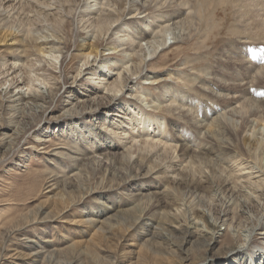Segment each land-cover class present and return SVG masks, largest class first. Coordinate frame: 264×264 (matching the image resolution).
<instances>
[{"label": "bare ground", "instance_id": "obj_1", "mask_svg": "<svg viewBox=\"0 0 264 264\" xmlns=\"http://www.w3.org/2000/svg\"><path fill=\"white\" fill-rule=\"evenodd\" d=\"M1 1L2 2H0V34H1L0 44L5 43L11 46H15L12 48L17 50L18 58L24 57L26 52L31 50L30 46L27 45L28 42L36 41L34 37H32L33 33H31L32 31H30L31 29L30 30L28 29V26L30 25V24L28 25V22L32 18H34L35 20L41 16H44L46 20V17L57 16L58 13L63 14L64 12L66 13L72 11L66 9H73L74 10L73 13H76L80 21L83 22L82 31L83 33H87L84 36V40H88V43L85 44V42L83 43L79 42L77 44V47H75L76 48L75 51L77 52L75 55H77L82 60V64L79 67V71L77 75L78 77L79 75H83V76H81V78L79 79L78 77H74L71 85L67 87L66 89L67 91H65V93L67 92L68 94L65 95L66 99L63 100V103H65L64 106L66 105L67 107L62 113V115H59L60 117L59 116L49 117L50 122L52 121L60 122L61 120L64 121L66 118H76L77 120L72 121L71 123L67 124V126L65 125L63 128H61L60 129L61 133L56 134L50 132V134H53L55 137L59 135L67 136L69 141L67 140L64 141L62 139L59 140L60 142H57L52 145L50 137H52L53 135L50 136L48 133L49 131H47L46 132L47 135H45L46 138L39 140V142L40 145H45L46 142L49 143L51 142L50 143L52 146L51 150H49L51 146L43 147V149H46L44 153H47L48 156L51 157L52 161L49 160L51 161V163L54 162L57 163L58 165H61L65 160H72L71 168L70 165L65 164L66 167L70 168L68 171V176L64 175L65 178H68L69 180H77L81 172L80 169L81 165L91 164L93 166L94 165L100 167L105 166L111 173L112 179L120 178L121 180L120 185L123 184L124 187L126 186L125 188L123 187L124 190L120 194L126 195V197L131 201L130 204L119 205L118 203H120V199L116 198L117 200L116 199L114 200L115 202L113 203V205L112 204L108 205L106 201L101 200L102 199L101 196V199L95 201L94 203L97 206H94L92 203V205L88 207L89 208L88 211L83 210V213L85 215H81V221H84V223H86V225L84 224V226H87L89 228L98 227V229H101L100 231L102 230L110 231L113 223L115 224L119 223L120 218H124V220L130 222L128 228H131L132 230L137 232L138 235L140 236V239L143 240V242L148 243L150 246H154L158 241H160V239H164V238L168 239L169 237L167 238V235L165 236L164 233L159 232V230L154 231L148 229V226L146 227V225L148 224L147 221H153L158 225H160V228L165 230V232H168V234H177V235L181 234L182 237L185 238V240L183 241L185 244H187L188 241L192 239L196 243H199L201 240H205L207 242L206 246L208 245L206 247V250L212 253L214 248L217 247L216 245L219 242L220 237L223 236L224 233L222 231L224 229L223 226L228 225L226 229V233L228 234L229 237L232 238V242H231L232 246L228 245V249L222 255H220L219 253L210 254L209 256L204 257V259L201 260V262L206 261L207 263L204 262V264H264V206L262 207V210L260 212H259L260 208L258 209L259 213L257 215L255 214L254 216L247 215L249 216L247 219L249 221L251 220L253 221H251V224H249V226L246 227L245 225H247L246 223L249 221H246L245 225L242 223V226L245 227L242 228L239 225H235L233 220L230 221L231 220L230 216H232L230 206L233 204V203L231 204V202L233 201L224 200L223 203L225 205L224 209L220 211L219 216L214 215L215 216L214 217L212 215L213 214L211 211L212 209L210 210L208 208H204V206L195 205L191 200L187 199L188 197L186 198L183 196V198H181L180 195H178V191L176 190L177 188L181 190L182 187H184V189H190L189 186H190V182L192 181L195 182L200 181L199 183L203 182L204 184L207 183L209 180H211L210 183H212L213 180H216L217 184L214 183L215 181L212 183L215 189L214 192L216 191V193H221V191L223 192V189H225L230 194L229 195L231 196L230 199H233L232 197L242 194L243 196L246 197L245 199L247 200L246 207L250 205L248 203L252 202L257 204V202L259 203L260 199L264 200V126L261 127L258 124L261 122L260 120H262L263 122L260 124L264 125V103H263L264 89H258V90H254L253 92H250L253 94L251 96L245 93H241V94L239 92L234 93L232 91L234 94L230 96L229 92L221 93L219 92V90L215 88H211L210 86L212 84L208 86V82L205 80L200 84V88L205 92H207L212 97V99L223 98L227 101V103H225L224 105H218L216 104L215 101H211L214 102L212 103V108L210 107L211 109L207 111V113L205 112L206 113L205 115H201L200 111L196 113L198 109L195 111L192 108L193 105L192 99L187 98L184 95L183 96L179 95L180 97L178 96V100H177L176 98H174L173 95L174 93H172L173 90L171 91L169 86L167 87L166 90L164 89L165 87L161 88L159 93L160 96L156 98L157 101H159L160 104L162 102L165 103L164 107L167 109V112L170 111L173 112V114H177L180 118H185L186 122L192 126L191 129H194L197 132V134H199L200 136H204L206 142L200 143L199 145L195 146L193 145L195 142L192 140V138L188 139L187 137L188 134L186 135L179 134L182 132L179 131V127L177 128L178 130H175L176 126L173 127L174 124L171 125V128L172 131L179 132L177 134L178 140H175L176 142L173 143V141L170 142L169 138L162 139L164 137L162 136V134L168 132L165 131H166V127L169 126L167 125L165 127L166 125L165 123L166 120L164 121L165 116L159 113H152L149 109H147L146 105L151 104L148 103L147 101H146L147 103L145 102L146 105L144 104V100H148L146 97L148 93L146 95L144 91L139 93L138 90L144 87L138 80H135L144 76L145 79L151 80L149 81L148 84L157 85L159 83H162L163 79L159 74L161 71L157 68L158 65H156L155 62L157 60L156 56L160 57L161 52L165 50L167 51L175 44L183 42L186 39L185 36L186 29L192 26H196V25L198 26V24L200 25V20L210 25L211 20L206 19L208 8H210L208 6L209 4L207 5L206 0H200V16H198L200 20H198L197 22L190 20V18L193 16V13L195 11L194 8L191 11L192 9L191 6L193 5L194 0H1ZM212 3L213 5L214 4L216 5V8L221 3L223 6L229 8L236 6V12H238L239 14L238 16L240 17V22H241L240 28L243 29L245 28V31L246 28L254 29L253 32L259 33V35H254V37L237 38L236 39L238 41L237 43L241 44L240 47H238L239 50L237 49L239 52H235L233 51V49L232 50L228 49L227 54L231 59L240 60L242 62V65L244 64L243 68L245 70L242 68L243 71H246V75L244 79L248 78L250 81H253L252 83H254V81L258 82L257 80L264 79V18L262 17L263 10H260L263 9L264 7V0H215ZM238 5L240 6L237 7ZM149 8L150 9L152 8V11L154 10L155 12L154 16L153 15L149 16L150 14V12H148ZM210 10L208 12H210ZM211 12L213 14V10H211ZM68 16L69 14H67V17ZM150 17L153 19H149ZM79 19L77 20L78 22ZM149 20H153L152 21L153 24L150 23L151 21L149 22ZM37 22L39 21L37 20ZM234 23L235 21H233V24ZM14 25H18V26L23 25V27L22 28L20 27L21 30L18 32L16 31L15 34L10 33V36L8 34V36L5 37L4 34L8 32V29L12 28V26ZM235 26L239 27L238 24ZM45 27L46 26H44V28ZM30 28L35 29L36 27H32L31 25ZM40 28L42 29L43 26ZM35 32H37V30H35ZM39 32L40 31H38V33ZM237 32L240 33L241 31H237ZM244 33L242 34L244 35ZM102 36L104 37L106 36L107 40L108 39L111 40L113 47H111L112 46L111 44L109 48L104 46L106 48L105 50L110 51L109 53H105L104 50L103 51L100 50ZM248 38L250 39L254 38V40L257 41V42L254 41L256 43L255 46L259 45L263 49L261 50L262 53L260 57L254 56L256 54L254 53L255 48H252L250 52H252L253 55L249 54L247 59L245 55L246 53H244L246 51L244 50V47L247 45L246 42ZM170 39L174 41H171ZM39 40L43 41V42H39V47H37L39 48L37 53L39 56L42 57L41 61L45 60L46 58L51 59L52 56L50 55H52V53L54 54V52H59V48L57 47L59 45L57 44L59 43L64 44V39H60V38L55 40L43 36L42 38L39 37ZM39 40L37 39V41ZM168 40L170 41L168 42ZM10 41L11 43H9ZM118 48L120 49L118 50ZM117 53H120L118 54L119 56L124 57L123 64L126 63V65L123 67V69L121 68L122 63H120V61L122 60L118 58L114 60L111 57L112 55ZM107 55H111V56H107ZM253 56H254V61H256V63L258 62L256 58H259V60L262 58V60L259 63L260 65L258 64L259 66L256 65V63L255 64L250 63ZM133 59H135V61H133ZM41 61H38L37 59V62L41 63ZM12 64H15V62ZM9 70L10 69L8 68V71ZM82 79L85 80L84 82L85 85L82 81L81 83L78 84V82ZM222 80L225 79L223 78ZM228 80L229 79H226V81ZM47 81L41 83L45 87L38 86L37 91H35L36 93L31 92L33 91L31 85H29V87L24 90L23 87L20 88L22 85L19 88L17 87L18 88L17 91L10 90L11 93L7 94L8 102H10L13 107H19V106H27L30 104L38 105L41 101L50 99L52 96H54V94L59 93L60 90L56 93L55 89H57V87L53 86L56 85V83L51 84L50 80L49 82ZM239 83L242 84L244 82H239ZM76 86H78V88ZM245 86L247 87L248 85ZM72 88L73 90H71ZM185 89L187 90V87ZM146 91L148 92V88L146 89ZM176 93H178V91ZM160 97H161V101L159 100ZM253 98H256V100H258L260 103L262 101L263 104L254 103V105L253 104L250 105L251 99ZM248 106L251 107V110L248 109ZM192 110H194L195 112H193ZM243 114H246V116H244ZM83 117H86V119ZM255 123H257V126L259 125L260 127H253V124ZM162 125L164 126V128L161 130L160 127H162ZM255 128L257 130H254ZM229 133L235 136L237 133L238 135H240L239 137H243L242 139H244V144L247 145V147L245 148L247 155L246 157H244L243 155L241 157V155H239L238 153H236V151H233L231 149V144L224 137V136L228 137ZM165 135L167 136V134ZM161 153H168L167 156L168 158L166 159L165 162L164 161L160 162L157 159L158 157H160ZM161 158H163V156ZM97 166H96V170H97ZM200 178L202 180H200ZM53 180H54L53 176H50V179L48 180V182L50 183L48 184L49 188L52 186ZM107 186L109 185L107 184ZM208 187H210V184ZM110 189L111 191L114 190L113 188H109V189L103 188L101 190V193L110 192ZM208 190L211 192L210 188ZM95 192L98 191H94V193ZM183 195L186 196V194ZM219 196H221V194ZM214 203L216 204V201ZM240 204H238V206ZM262 205L264 204H260L259 206L257 205V207H260ZM232 209H233V205H232ZM98 214H102V215L98 216ZM79 220L80 219H78V221ZM121 221L123 222V220ZM111 231L113 232V229ZM97 232L98 231H96V233ZM104 232L106 233V231ZM92 240L94 239L92 238ZM173 240L176 241V239L174 238ZM44 242L47 243L49 242L50 245L52 244V242L48 239L44 240ZM202 242L205 243L204 241ZM184 243H181L182 246H184L183 248L181 247V251L185 252L186 256H188L187 250L189 245L187 246ZM18 244L23 248H27L28 250H30L29 254L31 255L32 258H36V257L39 258L42 255L43 251L40 248V243L38 240H36L33 237L21 238L19 239ZM171 245H167V246H171ZM197 246L199 245L197 244ZM63 252H61V254ZM228 253L230 254L232 253V255L227 257V259L224 258L225 259L224 261H218V257L220 258L221 256L226 257ZM16 255L17 254H14V256ZM64 256L62 255L61 257ZM21 257H24V255ZM55 259L57 260V258ZM198 261H200V259ZM53 262L56 264V261L53 260Z\"/></svg>", "mask_w": 264, "mask_h": 264}, {"label": "rangeland", "instance_id": "obj_2", "mask_svg": "<svg viewBox=\"0 0 264 264\" xmlns=\"http://www.w3.org/2000/svg\"><path fill=\"white\" fill-rule=\"evenodd\" d=\"M214 1L215 0H206L207 5L209 4L208 6L210 7V8H208V11L213 6L211 9V10H213V14H212L211 10H210V12L207 11V18L206 19L211 20L210 25L202 22L200 20V18L198 17V16H200V0H194L193 5L191 6V8H192L191 11L194 8V10L197 12L194 11V13H193L194 17L192 16L190 18V20H193L195 22L200 20V25L198 24V26L196 25V26H192V27H189L188 29H186V32H185L186 39L183 42H180L181 44L180 43L175 44L169 50H167V51L165 50V51L161 52L160 57L156 56L157 60L155 62H156V65H158L157 68L161 71L159 74L163 79L162 83H159L157 85L156 84H148L149 81H151V80L145 79L144 76L140 77L138 79H135V80H138L142 84V86L144 87V88L138 90L139 93L143 92V91H144L145 95L148 93V95H146L148 100H144V104L146 105V103L148 102V103H151L152 105L147 104L146 105L147 109H149L152 113H159V114L165 116L164 117V121L166 120L165 127L167 125H169V126L166 127V131H165V132H167V131L168 132L162 134V136H164L162 139L169 138L170 142L173 141V143L176 142L175 140H178L177 134L179 133L177 131H172L171 125H173V124H174L173 127L176 126L175 130H178L177 128L179 127V131L180 132L182 131L179 134H184V135L188 134L187 135L188 139L192 138V140L195 142L193 145L197 146L200 143H203L206 141H205L204 136H200L199 134H197V132L194 129H191L192 126L186 122L185 118H180L177 114H173V112H170V111L167 112V109L164 107L165 103L162 102L160 104L159 101H157L156 98L160 96L159 93H160L161 88L165 87L164 89L166 90L167 87L169 86L171 91L173 90L172 93H174L173 94L174 98H176L177 100H178L179 95L180 96L184 95L187 98L192 99V101H193L192 108L195 111L198 109V111H196V113L200 111L201 115H205L207 113V111H209L212 108V103H214V102H211V101H215L216 104H218V105H224L225 103H227V101L223 98H218V99L213 98L212 99V97L207 92H205L204 90H202L200 88V84L205 80L208 82V86H210L212 84L210 86L211 88H215V89L219 90V92H221V93L222 92H225V93L229 92L230 96H232L234 93H238V92L240 94L245 93V94L251 96L253 94L250 92H253L254 90H258V89H264V86H263L264 79L257 80L258 82L254 81V83H252L253 81H250L248 78L244 79L245 75H246V71H243V69H244L243 65L244 64L242 65V62L240 60L231 59L227 54L228 49H230V50L233 49V51L239 52L238 47H240L241 44L237 43L238 42L236 40L237 38L254 37V35H259V33L253 32L254 29H247L246 28V31H245V28L244 29L240 28L241 22H240V17L238 16L239 14H238V12H236V6L229 8V7L223 6L221 3L219 5L220 7L217 6V8H216V5L215 4L213 5V3H212ZM0 2H2V1L0 0ZM239 6L240 5H238L237 7H239ZM26 7H27V5H26ZM27 9H28V7H27ZM66 10H72L70 12H66L67 14H69L68 17H67V14L64 12L63 14L58 13L57 16L46 17V20H45L44 16H41V17L35 19L36 21L34 20V18H32L34 20V22L32 19H31L32 21L29 20L28 25L29 24L30 25L28 26V29L29 30L31 29L30 31H32L31 33H33L32 37H34V39L36 41H33L35 44L33 42L27 43V45L30 46L31 50L26 52L24 57H22V58L17 57V50L12 48L15 46H11V45H8L5 43L0 44V264H50V263L55 264L53 262V260L56 261V264H80V263L81 264H204V262H206V261L201 262V260H203L204 257L209 256L210 254H218V253L220 255H222L228 249V245L232 246V244H231L232 238L229 237L228 234L226 233V229H227L228 225L223 226L224 227V229L222 230L224 232L223 236L220 237L219 242L216 245L217 247L214 248L212 253H210V251L206 250V247L208 245L206 246L207 242L205 240H201L199 243H196L192 239V240H189L187 244H185L183 242L185 240V238H183L181 234H178L179 236L177 234H168V232H165V230L160 228V225H158L157 223H155L153 221H147L148 224L146 225V227L148 226V229H151L154 231L159 230V232H163L165 236L167 235V238L169 237L168 239H166V238L160 239V241H158L154 246H150L148 243L143 242V240L140 239V236L138 235L137 232H135L131 228H128L130 222H128L127 220H124V218H120L119 223H116V224L113 223L110 231L109 230L100 231L101 229H98V227L97 228H94V227L89 228L87 226H84V224L86 225V223H84V221H81V215H85L83 213V210L88 211L89 210L88 207H90V205H92V203L94 206H97L94 203H95V201L100 200L101 196H102L101 200L106 201V203L108 205L109 204L113 205V203L115 202L114 200L116 198L120 199V203H118L119 205L130 204L131 201L126 197V195L120 194V193H122V191L124 190V188L126 186L124 187L123 184L120 185V181H121L120 178L119 179H112L111 173L109 172V170L105 166H103L104 167L103 168V167L96 165L97 166V170H96L95 165L94 166L91 164L81 165V167H80L81 172L78 176V179L77 180H69L68 178H65V176H68V171L72 167V160H65L61 165H58L57 163H54V162H52V163H54V164H52L51 163V161H52L51 157L48 156L47 153H44V151L46 150V149H43L44 146L50 147L51 144L53 145L57 142H60L59 140H62V139L64 141H66V140L69 141L67 136L59 135V136L55 137L53 134H50V132L56 133V134L61 133L60 132L61 128H63L65 125L67 126V124L71 123L72 121L77 120L76 118H66L64 121L61 120L60 122H56V121L50 122L49 121L50 116L62 115V113L66 109L67 106L66 105L64 106L65 103H63V100L66 99L65 95H67L68 93L67 92L65 93V91H67L66 90L67 87H69L71 85L74 77H78L77 74L79 71V67L82 64V60L77 55H75L77 53L75 51V49H76L75 47H77V44L79 42L80 43L85 42V44L88 43V40H84V36L87 33H83V31H82L83 30V25H82L83 22L80 21V19L76 15V13H73V11H74L73 9H66ZM148 10H149L148 12H150L149 16L155 15L154 14L155 12H154V10L152 11V8L151 9L149 8ZM228 10H231V11H228ZM260 10H263L262 17L264 18V7H263V9H260ZM158 17H159V15H158ZM78 19H79V22L77 21ZM149 19H153V18L150 17ZM37 20L39 22H37ZM42 20H44V21H42ZM152 21L153 20H149L150 23H152ZM233 21H235L234 24L235 25L238 24L239 27L235 26L233 24ZM30 22L31 23L33 22L35 25L33 23L31 24ZM49 22H51L52 25ZM47 23H48V25H47ZM31 25H32V27H36V28L35 29L30 28ZM17 26L18 25H14V26H12V28H9L8 32H6L5 34L3 33L4 36L6 37V36H8V34L10 36V33L15 34L16 31L17 32L20 31L21 28L23 27V25L18 26V28H19L18 29ZM42 26H43V28L41 29L40 27H42ZM44 26H46L45 28L47 29V31L44 28ZM49 26H51V27H49ZM43 29H45V30H43ZM241 29H243V30H241ZM35 30H37V32H35ZM38 31H40V32L42 31V32L38 33ZM49 31H50V33H49ZM237 31H241V32L239 33ZM244 31L247 34H245ZM60 32H61V34H60ZM56 33H57V36H56ZM242 33H244V35ZM43 36H46L47 38L55 39V40H57L59 38L64 39V44L59 43V44H57L59 46L56 45L59 48V52H54V54L52 53V55H50V56H52V58L51 59L46 58L47 59V60L45 59L46 61L45 60L41 61L42 57L39 56L37 53V51L39 49V48H37V47H39V42H43V41L39 40V37L42 38ZM216 36H218V37H216ZM191 37H193V38H191ZM172 38H173V35H172ZM37 39L39 41H37ZM249 39L250 38H248V40L246 42L247 45L244 47V50H246L244 53H246L245 55H246L247 59H248V55L252 54V52H250V50L252 48H255L254 53H256V54L254 56L260 57L261 53H262L261 50H263V49L259 45L255 46V44H256L255 42H257V41H255L254 38H251L250 40ZM170 40H168V42ZM171 41H174V40H171ZM9 43H11V41ZM36 43L38 44V46ZM110 44L112 45L111 40L110 39L107 40L106 36L105 37L102 36L101 37L100 50H102V51L104 50L105 53H109L110 51L105 50L106 49L105 47L109 48L111 46ZM182 45H184V46H182ZM111 47H113V45ZM61 49H62V52H61ZM119 49L120 48H118V50ZM118 54H120V53L114 54L112 56L111 55H107V56H111L112 59H114V60H116L117 58L122 60V61H120V63H122L121 68L123 69V67L126 65V63L123 64L124 63V61H123L124 57L119 56ZM107 56H105V57H107ZM254 56H253L252 60L250 61L251 64L256 63V61H254ZM161 58H163V59H161ZM37 59H38V61H41V63L37 62ZM55 59L59 60V61H56ZM256 60L258 61L256 63V65H258L260 63V61L262 60V58L260 60H259V58H256ZM133 61H135V59H133ZM14 62H15V64H12ZM3 63H4V65H3ZM10 63H11V65H10ZM44 64H45V66H44ZM14 65H16V66H14ZM8 68L11 71L10 70L8 71ZM165 69H166V71H165ZM37 70H40V71H37ZM177 71L179 72V74ZM19 72H20V74H19ZM222 75H224V76H222ZM23 76H24V79H23ZM81 76H83V75H79L78 79L81 78ZM87 76H85V77H87ZM223 78L225 80H222ZM47 79H48V81H47ZM226 79H229L230 81L229 80L226 81ZM15 80H16V82H15ZM49 80H50L51 84L56 83V85H53L54 87L55 86L57 87V89H55L56 93L60 90L59 93L54 94V96H52L50 99H47L45 101H41L38 105L37 104H35V105L30 104L27 106H19V107H13L12 104L10 102H8L7 94L11 93L10 90L11 91H13V90L17 91L21 85L22 86L20 88L23 87V90H24V89H27L29 87V85H31V87L33 88L32 89L33 91H31V92L36 93L35 91H37L38 86L43 87L44 85L41 83L44 81L49 82ZM208 80H210V81H208ZM235 80H237V81H235ZM81 81L83 83L85 82V80L82 79L78 82V84L81 83ZM86 81H88V80H86ZM239 82H244V83L241 84ZM17 84H19V85H17ZM84 85H85V83H84ZM245 85H248V86L246 87ZM184 86L187 87V90L185 89L186 87H184ZM216 86H217V88H216ZM76 87L78 88V86H76ZM145 88L146 89L148 88V92L146 91ZM71 90H73V88ZM177 91L179 94L176 93ZM203 92H204V94H203ZM255 96H256V94H255ZM153 100H154V102H153ZM159 100L161 101V97ZM198 100H199V102H198ZM228 100H230V99H228ZM254 103L256 104V103H260V102L258 100H256V98H253V99H251L250 105H252V104L254 105ZM263 103L261 101L260 104H263ZM148 106H150V107H148ZM249 107L250 106H248V109L251 110V107L250 108ZM202 108H204V109H202ZM164 109H166V110H164ZM199 109H201L203 111H201ZM194 110H192V111L195 112ZM101 112H103V111H101ZM18 113H20V114H18ZM16 115H18V116H16ZM243 115L246 116V114H243ZM92 116H94V115H92ZM97 116H100V115H97ZM163 116H162V118H163ZM34 117H36V118H34ZM86 117H83V118L86 119ZM95 117H96V115H95ZM162 121H163V119H162ZM176 121H178V122H176ZM260 121H261L260 123L263 122L262 120H260ZM260 123H258V124L261 127H263L264 125H262ZM145 125H146V123H145ZM158 125H160V124H158ZM259 125L257 126V123H255V124H253V127H260ZM153 128H156V127H153ZM160 128L162 130L164 128V126L162 125V127H160ZM254 130H257V129L255 128ZM47 131H49L48 133L50 136L53 135L52 137H50L52 143L50 142L51 143L50 144L49 142H46L45 145H40L39 140L46 138L45 135H47V133H46ZM228 131H229V129H228ZM165 134H167V136ZM72 136H74V135H72ZM236 136H238V137H236ZM236 136L231 135L229 133L228 137L227 136H224V137L231 144V149L233 151H236V153L241 155V157H242V155L244 157H246L247 155H246V149L245 148L247 147V145L244 144V139H242L243 137H239L240 135H238L237 133H236ZM160 137H161V135H160ZM51 149H52V146L49 148V150H51ZM161 155L163 156V158H161L162 157ZM161 155L157 159L160 162H162V161L165 162L166 159L168 158L167 157L168 153H161ZM49 160H51V161H49ZM65 164L70 165V168L66 167ZM62 173H64V174H62ZM57 174H58V176H57ZM50 176H53L54 180L52 181V186L49 188L48 184H50V183L48 182V180L50 179ZM200 180H202V179L200 178ZM196 182L195 181L190 182V186H189L190 189H184V187H182L180 190L177 188L176 190L178 191V195H180L181 198H183V196L186 198L188 197L187 199L191 200L195 205L204 206V208H208L210 210L212 209L211 211L213 213L212 214L213 216L214 215L219 216L220 211L222 209H224V207H225V205L223 204L224 200L233 201V202H231V204L233 203L232 204L233 209H232V205L230 204L231 205L230 206L231 215H232V216H230V218H231L230 221L233 220L235 225H239L242 228L249 226V224H251V221H253V220L249 221L247 219L249 216H247V215H250V216L251 215L254 216V214L257 215L262 210V207L264 206V205H262L260 207H257V205L259 206L260 204H264L263 199H260L259 203L257 202V204L252 203V202L248 203L250 205H248V207H246L247 206V203H246L247 200L245 199L246 197L243 196L242 194L237 195L235 197H232L233 199H230L231 196H229L230 194L225 189H223V192L221 191V193H216V191L214 192L215 189H214V186L212 183L214 182L215 184H217L216 180H213L212 183H210L211 180H209L207 183H204L205 185L203 184V182H201V183H199L200 181L199 182L196 181ZM208 183L210 184V187H208L209 186ZM107 184L109 186H107ZM196 184H198V185H196ZM74 187H75V189H74ZM90 188H92V189H90ZM103 188H108V189L113 188L114 190L111 191V189H110V192H111V195H110V192H104V193L102 192L101 193V190ZM209 188L211 189V192L208 190ZM191 189L193 190V192ZM206 189H207V191H206ZM94 191H98V192L94 193ZM180 191L184 192V193H181ZM225 193H226V195H225ZM183 194H186V196ZM220 194H221V196H219ZM210 195H211V197H210ZM223 195H225V196H223ZM202 196L203 197L207 196V197L203 198ZM103 197H106V198H103ZM219 197H221V198H219ZM223 197H225V198H223ZM240 198L243 200H241ZM206 199L208 200V203H207ZM236 199H237V202H236ZM261 200H263V201H261ZM53 201H55V202H53ZM215 201H216V204L214 203ZM81 202H83V203H81ZM207 204L210 206H208ZM220 204H222L223 206ZM238 204H240V205L238 206ZM218 205H220V206H218ZM252 205H254L255 207ZM234 206H236V207H234ZM244 208H246V209H244ZM258 209H259V212H258ZM38 211H39V213H38ZM255 212H257V213H255ZM99 215L101 216L102 214H98V216ZM239 216H241V217H239ZM78 219H80V220L78 221ZM121 220H123V222ZM246 221H249V222L246 223ZM242 223L244 225L246 223L247 225H245V227H244V226H242ZM78 224H80V225H78ZM117 226H120V227H117ZM154 227H156V228H154ZM112 229H113V232L111 231ZM115 229L117 232L115 231ZM96 231H98V232L96 233ZM104 231H106V233ZM101 232H104V233H101ZM111 234H113L114 236ZM4 237H6V238H4ZM25 237H33L39 241L40 248L43 251L42 255L39 258H37V257H36L37 259L32 258L31 255L29 254L30 250H28L27 248H23L22 246H20L18 244L19 239L25 238ZM170 237L172 238V240ZM179 237H181L182 239ZM92 238L94 240H92ZM173 238L176 239V241L173 240ZM47 239L52 242L51 245L49 242L48 243L44 242V240H47ZM202 241H204L205 243H203ZM85 243H86V245H85ZM94 243H96V244H94ZM144 243L146 246L144 245ZM181 243H184L187 246L189 245L188 250H187L188 256H186L185 252L181 251V247L182 248L184 247V246H182ZM192 243H194V244H192ZM137 244H138V246H137ZM174 244H175V247H174ZM197 244L199 246H197ZM167 245H171V246H167ZM142 246H144V247H142ZM144 248H145V250H144ZM159 248H160V250H159ZM10 249H13L14 251L10 250ZM185 249H187V248H185ZM63 251H65V252H63ZM159 251H160V253H159ZM61 252H63V253L61 254ZM155 252H156V254H155ZM175 252H176V254H175ZM91 253H93V254H91ZM14 254H17V255L14 256ZM23 255H24V257H21ZM62 255L63 256L65 255V256L61 257ZM231 255H232V253L231 254L228 253L226 257H222V256H221V258L218 257V261H224L225 259H227V257H229ZM45 256L46 257L48 256V257L46 258ZM55 258H57L58 261ZM60 259H62V260H60ZM199 259H200V261H198ZM47 260L49 261V263Z\"/></svg>", "mask_w": 264, "mask_h": 264}]
</instances>
